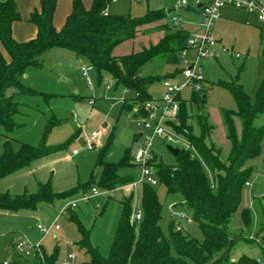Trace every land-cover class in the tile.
<instances>
[{
	"label": "rangeland",
	"instance_id": "rangeland-1",
	"mask_svg": "<svg viewBox=\"0 0 264 264\" xmlns=\"http://www.w3.org/2000/svg\"><path fill=\"white\" fill-rule=\"evenodd\" d=\"M181 0H111L108 10L113 14L144 16L149 10H162L164 16L155 23H166L172 29L171 15L181 16V27H190L199 32L204 28L203 16L199 10H186L177 7ZM193 6L195 0H188ZM264 3V0H262ZM174 9L168 13V9ZM233 8V7H231ZM224 7L221 17L214 22L212 38L220 39L221 46L227 51H221L218 56L210 55L201 60L202 85L204 88L195 94L192 84H185L186 79L181 73L184 63L167 64L160 59H153L140 67L143 76L159 75L172 84H185L176 96L187 103V123L192 126L193 133L199 135L197 125L196 103L193 97L201 102V110L212 125L207 143H212L226 157L231 149L226 124V112L237 110V103L230 90L223 82L235 81L255 100L256 91L264 77V26L247 18V13L241 9ZM153 22V23H154ZM152 24V23H151ZM155 30L145 29L138 33L135 39L124 42L115 48L119 54L137 51L153 43L158 37ZM222 50V49H221ZM52 51L46 52L47 57L53 56ZM239 56H236V54ZM197 51L190 48L186 58H196ZM87 64L82 60L79 65ZM43 69L32 68V76L26 86L37 93L21 94L15 97L20 103L21 112L15 116L18 123L11 131L0 126V155L4 142L10 140L14 149L20 143L37 146L50 122L45 135V144L55 149L42 157L34 159L29 166L8 176L0 178V192L12 194L34 193L40 183L49 182L55 192L78 191L58 198L50 203H41L36 209L0 210V264H15L18 260L14 244L25 240L28 245L39 247L49 255H56L54 264H82L90 260L85 245L81 244L82 230L88 234L89 244L96 248L100 255L108 256L111 244L122 211L121 202L129 198L135 211L142 213V189L146 181L142 179L141 167L134 162L137 151L135 134L139 136L147 132L142 126L141 115L135 114L123 106L133 104V93L117 85L108 72H102V78L97 79L93 69L88 73L91 85L87 84L86 76L78 65H70L60 78V71L51 65L50 60L42 63ZM68 68V67H67ZM63 77L67 81H62ZM165 80V79H164ZM163 80L153 82L149 87L152 99H160L165 92ZM107 85H110L107 88ZM92 100V101H91ZM234 126L238 136L241 134L242 123L237 115H233ZM165 132L171 136L154 139L155 153L164 163H175L167 145L185 149L188 147L183 135L174 129V121L163 122ZM105 125V126H104ZM255 126L264 125V111L254 119ZM96 131V144L88 149L83 142L84 137ZM109 135H112L108 142ZM73 149L77 154H72ZM104 150L103 158L108 162H120L125 156L130 161L118 168V175L130 177L127 183H115L108 188L100 182L102 167L97 159ZM264 140L261 153L249 159L246 166L251 167L250 185L243 191L239 210L232 216L228 230L235 240L229 250V262H236L242 255L257 259L264 264ZM154 169V167H153ZM89 185H91L89 187ZM96 188L101 194L91 196L88 200L81 199L84 192L92 193ZM87 187L86 191L80 189ZM92 187V188H91ZM161 203V219L159 222L162 233L169 237L172 227H178L191 237L202 241L203 231L199 224L190 219V211L183 203L181 194L168 193L166 186L157 181L152 185ZM260 195H255L256 188ZM112 190V191H110ZM76 202L75 207L69 206ZM250 211V223L245 225L241 210ZM133 219V215L131 216ZM47 228L41 232L38 226ZM55 225L58 226L55 229ZM171 253L177 255L174 247ZM224 249L212 257V261L220 257ZM73 255V257H72ZM228 261V260H227ZM222 264H229V262Z\"/></svg>",
	"mask_w": 264,
	"mask_h": 264
},
{
	"label": "trees",
	"instance_id": "trees-1",
	"mask_svg": "<svg viewBox=\"0 0 264 264\" xmlns=\"http://www.w3.org/2000/svg\"><path fill=\"white\" fill-rule=\"evenodd\" d=\"M56 1L39 0V7L30 15V21L37 27V35L26 42H18L12 35L13 22L21 18L18 6L15 0H0V126L6 131L18 126L15 116L21 112V105L15 97L37 93L23 83V74L29 68L41 67L42 55L49 49L58 47L74 52L96 71L99 81L102 72H108L117 85L133 93L135 105L123 106L133 112L136 106L140 108L145 101L152 99L148 92L150 85L166 79H161L159 75L143 76L140 67L153 59L171 65L182 63V50L187 46L190 33L182 27L172 29L167 24L161 25L164 34L158 42L125 55L113 54L116 45L135 38L143 25L161 19L164 16L162 10H149L144 16L132 17L108 13L106 10L111 0H93L89 8L83 5L82 0H73L72 11L58 30L53 24ZM222 84L230 90L237 103L236 111L226 112L228 138L231 142L229 154L223 157L219 148L207 143L212 125L201 110V102L193 97L191 102L196 103L199 109V135H195L192 126L187 123V103L180 101L179 124L173 126L186 139L188 147L179 150L173 164L164 163L157 154L152 162L157 180L166 186L168 193L181 194L183 203L190 211V219L197 222L203 231V240H196L178 227L171 228L169 237L162 233L159 225L161 203L152 184L146 182L142 189L140 220L131 218V199L126 198L121 202L122 211L108 256L100 255L89 244L86 230L81 229V244L85 245L90 255V260L82 264H222L230 261L229 250L235 239L230 236L228 225L239 210L246 182H249L252 168L247 167L246 163L261 153L264 140V125H254V119L264 111V77L254 101L238 82ZM203 88L202 85L200 90ZM197 92L194 91L195 94ZM144 113L140 109L135 114ZM233 115L241 120L240 136L236 133ZM51 123L37 146L20 143L14 149L10 140L4 142L0 155V178L29 166L34 159L55 149L45 144V135ZM111 137L109 135L108 142ZM104 150L97 159L102 167L99 177L101 184L113 188L115 183L131 181L130 177H121L117 173L118 168L127 164L131 158L125 156L120 162H108L103 158ZM78 190L76 187L55 192L50 183L46 182L40 183L34 193L0 192V210L36 209L41 203L53 202ZM241 217L243 223L249 225L251 217L247 208L241 210ZM172 247L177 255L171 253ZM222 249L224 253L212 261L214 254ZM55 257L43 249L32 255L17 252L18 260L15 264H54ZM229 264L261 263L242 255L236 262Z\"/></svg>",
	"mask_w": 264,
	"mask_h": 264
},
{
	"label": "built area",
	"instance_id": "built-area-1",
	"mask_svg": "<svg viewBox=\"0 0 264 264\" xmlns=\"http://www.w3.org/2000/svg\"><path fill=\"white\" fill-rule=\"evenodd\" d=\"M201 10L204 28L199 32H192L187 38V46L182 50V63L185 67L181 70L182 75L186 79L185 84H192L195 90H199L202 86L203 76H202V64L201 60L212 55L213 50L218 45V41L212 38L213 24L221 17V12L224 7H233L235 9H241L247 13L253 14L258 22L264 26V3L262 0H195L193 7H198ZM188 0H181L177 7H190ZM171 24L177 28H181V23L183 18L177 15H171ZM190 48L197 51V56L194 59H187L186 54ZM222 51H227V49L222 46ZM236 56H239L237 53ZM92 67L88 64L80 65V70L84 76H86L87 84L91 85V80L88 77L89 71ZM165 88V92L162 94L160 99H151L143 103L142 107L136 106L134 112L138 113L140 109H143L145 113L141 115L142 126L147 132H142L139 136H136L137 151L134 156V162L141 167L142 179L147 183L152 185L157 183V178L152 166V162L155 159V145L154 139L157 137L164 136L168 140L171 139L165 132L163 127V122L174 121L179 124V109L180 102L176 97L181 88L185 84H172L167 79L162 81ZM110 85H107L109 88ZM92 101V100H91ZM98 133L96 131L92 132L90 135L84 137L83 142L88 149H92L96 144V136ZM77 150H73V154H76ZM250 182H246V186H249ZM112 191V190H110ZM101 194L96 188H92V193L89 194L84 192L81 195V199L88 200L91 196ZM76 202H71L69 206H65L62 212L67 210V207H75ZM133 219L140 220L142 218V213L135 211ZM58 226L55 225V229ZM38 229L41 232H47V228L39 225ZM14 248L18 253L25 255H32L34 252H40L39 247H33L28 245L25 240L19 241L14 244ZM73 257V255H72Z\"/></svg>",
	"mask_w": 264,
	"mask_h": 264
},
{
	"label": "crops",
	"instance_id": "crops-1",
	"mask_svg": "<svg viewBox=\"0 0 264 264\" xmlns=\"http://www.w3.org/2000/svg\"><path fill=\"white\" fill-rule=\"evenodd\" d=\"M15 2L17 4V6H18L21 18L19 20L13 22V24H12V35H13V37H14V39L16 41H18V42H26V41H28L30 39L35 38L36 35H37V27H36V25L34 23H32L30 21V15L36 8L39 7V0H15ZM82 2H83V5L86 8H89L92 5L93 0H82ZM72 4H73V0H57L56 1V9H55V12H54V15H53V24L56 27V29H58V30L61 29L63 27V25L65 24L68 15L72 11ZM182 8H184L186 10H188V9L189 10H193V11L199 10L200 13H201V10L199 9V7L190 6V7H187V8H185V7H182ZM229 8H231V7H229ZM231 9H233V8H231ZM173 10L174 9L171 8V9H168L167 12L170 13ZM106 11L108 13H112V12H110L108 10V7H107ZM250 17H251V20H253L254 22L255 21L258 22V20L256 19V17L253 14L247 13V18H250ZM163 24H166V23L165 22L164 23H158V22L157 23H155V22L153 23L152 22V24L149 23V24L143 25L141 27V31H145V29L155 30L154 33H157L158 37L155 39V41L153 43H156V42L159 41V39L164 34V31L160 28L161 25H163ZM182 28L186 29L189 33H192L194 30H196V29H191L190 27H185V26L182 27ZM140 32H138V33H140ZM135 38H133V39H135ZM133 39H130V40H133ZM130 40H127V41H130ZM127 41H124V42H127ZM217 41H218V45L216 46V48L212 52L213 56H218L219 53L222 51L221 50V47H222L221 46V40L217 39ZM124 42H122V43H120V44H118V45H116L114 47V49H113V54L114 55H125V54L129 53L128 52V53L119 54V53L115 52V48L118 47L119 45L123 44ZM144 47H146V46H144ZM141 49H139V50H141ZM48 51H52L50 53H54V54H53V56L47 57V59H46V55L45 54ZM48 51H46L42 55V63L43 62L45 63L46 60L47 61L50 60L51 65L54 66L55 68H57L60 71V73L57 75L58 78H60V76L63 75V74L66 75V73H64V71L66 69L72 70V67L70 65H73V64L74 65H78L79 69H80V65L79 64L81 63L82 60H84V59L78 58L75 55L74 52L69 51L67 49L55 47V48L49 49ZM84 64H86V63H84ZM39 68H41V70H42L43 66H41ZM31 69L32 68L27 69L25 71V73L23 74L22 80H23L24 84H28L27 80H29L30 76H32ZM92 70L93 69H91L90 71H92ZM62 81H67V79H65L63 77ZM134 136H135V141H136V138H137L136 134ZM73 150H75V149H73ZM72 154H73V151H72Z\"/></svg>",
	"mask_w": 264,
	"mask_h": 264
},
{
	"label": "water",
	"instance_id": "water-1",
	"mask_svg": "<svg viewBox=\"0 0 264 264\" xmlns=\"http://www.w3.org/2000/svg\"><path fill=\"white\" fill-rule=\"evenodd\" d=\"M198 7H200V4L198 5ZM166 147H167L168 151H169L171 154H173L174 156L177 155L178 152H179V150H180L179 148H177V147H172L171 145H167ZM256 194H257V196L260 195V190H259L258 187L256 188Z\"/></svg>",
	"mask_w": 264,
	"mask_h": 264
}]
</instances>
